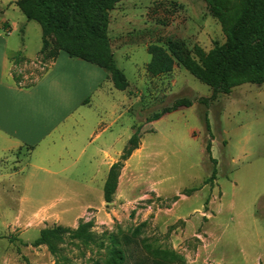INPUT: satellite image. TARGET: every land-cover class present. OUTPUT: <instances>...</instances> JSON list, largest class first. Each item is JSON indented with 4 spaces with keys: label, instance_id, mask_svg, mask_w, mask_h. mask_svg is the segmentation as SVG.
Returning <instances> with one entry per match:
<instances>
[{
    "label": "rangeland",
    "instance_id": "1",
    "mask_svg": "<svg viewBox=\"0 0 264 264\" xmlns=\"http://www.w3.org/2000/svg\"><path fill=\"white\" fill-rule=\"evenodd\" d=\"M9 1L0 0V20L17 23L11 38L23 39V53L31 58L40 48L41 28L9 6ZM219 1L232 17L245 5V0ZM108 37L114 61L128 82L124 91L129 96V132L132 126L171 108L179 99L193 103L158 122L153 127L155 133L149 125L144 134L148 159H133L131 164L135 177L148 175L150 182L162 180L167 189L173 187L172 193L192 196L186 200L180 196L135 199L148 187L139 182L128 195L132 202L119 208V219L109 225L96 224L88 213L76 227H65L72 232L52 240L51 246H32L41 230H0V264H93L104 257L110 233L141 224H145L143 236L182 255L185 264H205L206 255L209 264H264V84L243 83L220 92L198 81L176 61L168 74L152 77L146 71L150 45L167 50L168 44L179 42L187 50L199 47L209 52L215 44H224L221 20L205 0H120L109 13ZM21 69L20 76H26L21 78L23 84L32 83L43 73L36 61ZM208 143L215 165L206 151ZM214 168L222 196L214 219L208 221L210 235L204 228L206 213L201 224L192 225L191 230L189 226L185 234L187 221L198 222L197 211H202L203 205V211L207 210L211 191L203 187L193 195L183 190L199 188ZM178 199L177 211L184 218L172 223L167 214ZM161 211L168 213L158 223ZM85 224L90 227L83 236L77 235L79 225ZM56 226L60 225L43 229ZM206 241L208 252L200 256L199 247Z\"/></svg>",
    "mask_w": 264,
    "mask_h": 264
},
{
    "label": "crops",
    "instance_id": "2",
    "mask_svg": "<svg viewBox=\"0 0 264 264\" xmlns=\"http://www.w3.org/2000/svg\"><path fill=\"white\" fill-rule=\"evenodd\" d=\"M16 1L10 0L8 5L18 9ZM16 26L9 19L0 20V230L40 231L53 225L74 228L88 213L96 224L109 225L119 219L121 205L132 202L128 195L139 182L148 187L135 199L179 197L181 192L172 193L173 187L167 189L162 180L150 182L148 175L135 177L131 170L133 159H148L145 129L150 125L155 133L153 127L174 112L151 123L134 125L129 132L128 93L115 89L103 69L64 52L50 61L32 83L23 84L21 78L26 76L19 72L29 62L39 61L41 45L33 57H26L23 39L11 38ZM140 125V134L118 167L116 189L107 203L105 182ZM210 178L199 188L183 190L194 189L193 195L203 187L211 191L207 210L203 211V205L202 211H197L198 222H184L185 234L189 226L191 230L192 225L201 224L206 213L204 228L210 235L208 221L214 219L222 196L216 176L212 186L208 185ZM190 196L181 195L179 199ZM179 199L167 214L172 223L184 218L177 211ZM165 212H160L158 223L165 219ZM207 252L206 241L198 253L202 256ZM206 256L203 263L209 264Z\"/></svg>",
    "mask_w": 264,
    "mask_h": 264
},
{
    "label": "trees",
    "instance_id": "3",
    "mask_svg": "<svg viewBox=\"0 0 264 264\" xmlns=\"http://www.w3.org/2000/svg\"><path fill=\"white\" fill-rule=\"evenodd\" d=\"M120 0H17L15 5L28 21L36 22L41 28L42 62L53 61L60 52L70 58L85 61L103 69L115 89L124 91L127 79L113 58L108 37L109 13ZM223 25L226 42L215 44L204 52L199 47L187 50L181 43L168 44V49L150 45V61L146 71L152 77L168 74L175 61L201 83L213 90L227 92L243 83L264 84V0H245L240 14L229 16L219 0H205ZM193 103L179 99L169 109L145 121L151 123L180 108H189ZM206 129L209 131L207 115L204 114ZM140 125L134 132L128 150L121 160L113 165L104 186L106 202L112 201L116 189V175L121 161L129 155L131 148L141 132ZM209 159L210 143L206 146ZM212 171L208 182L215 179ZM189 190L188 192H193ZM145 224L133 229L118 228L107 237L104 257L93 264H185L182 255L167 246L156 244L143 236ZM89 225H79L75 233L83 236ZM85 230V231H84ZM72 232L63 226L43 229L32 246L49 245L52 240ZM93 242L95 238L89 235ZM51 246V245H49Z\"/></svg>",
    "mask_w": 264,
    "mask_h": 264
},
{
    "label": "built area",
    "instance_id": "4",
    "mask_svg": "<svg viewBox=\"0 0 264 264\" xmlns=\"http://www.w3.org/2000/svg\"><path fill=\"white\" fill-rule=\"evenodd\" d=\"M36 63H37L38 65H40V67L43 69V71L46 69V67H47V65H48V64H45V63L42 62V61H36ZM19 73H22V72L20 71Z\"/></svg>",
    "mask_w": 264,
    "mask_h": 264
}]
</instances>
